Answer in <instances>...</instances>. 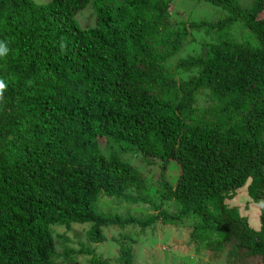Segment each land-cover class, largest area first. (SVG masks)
<instances>
[{
  "label": "trees",
  "instance_id": "obj_1",
  "mask_svg": "<svg viewBox=\"0 0 264 264\" xmlns=\"http://www.w3.org/2000/svg\"><path fill=\"white\" fill-rule=\"evenodd\" d=\"M190 1L226 15L176 22L175 0H0V264H82L59 254L56 227L88 225L92 244L117 228L137 244L127 229L158 222L191 224L197 254L235 243L264 264V0ZM195 33L201 51L170 68ZM137 160L157 168L156 188ZM248 182L259 231L227 205ZM106 198L155 214L112 213ZM122 243L115 259L78 254L134 264Z\"/></svg>",
  "mask_w": 264,
  "mask_h": 264
},
{
  "label": "rangeland",
  "instance_id": "obj_2",
  "mask_svg": "<svg viewBox=\"0 0 264 264\" xmlns=\"http://www.w3.org/2000/svg\"><path fill=\"white\" fill-rule=\"evenodd\" d=\"M39 3H45L47 0H36ZM254 0H239L241 6L249 8L253 5ZM175 10L172 14L173 20L180 21H216L223 18L226 12L221 8L213 6L205 2H194L190 0H175ZM91 11H87L80 15L79 21L82 26H92L94 17ZM239 32H236L238 37ZM206 40L202 34H193L185 42L183 51L169 62V67L174 68L180 58H185L189 54L199 53L202 48V43ZM177 78L187 79L188 75L178 73ZM201 105L205 103V98L200 99ZM131 160V159H130ZM135 166L140 168L146 167V174L151 180L149 183L156 188L158 185L152 179L157 173V168L153 166L148 167L141 163V160L132 161ZM178 170L173 167L169 170L168 176L172 183L177 179ZM153 182V183H151ZM250 182L245 187L238 190L232 200L227 201L230 208H238L240 214L248 219L249 225L256 231L261 229V215L262 206L253 201L247 192ZM150 198L160 206L161 199L154 190L149 192ZM164 204V203H163ZM101 207L112 213L119 215L130 214L139 219H146L155 213L152 212L147 205L130 206L122 202H116L112 199H104ZM167 209L175 212L176 208L173 203L167 204ZM85 229L88 225H79L71 227H56L58 240L61 245H58L59 254L63 253V249L68 248L75 252V257L80 260L82 264H88L91 257L81 256L78 252L82 248H87L94 251L95 254L102 259H115L119 256L120 245L123 242L122 236L124 231L117 228L104 229L106 241L100 244H92L88 241ZM192 225L185 224L179 226H168L161 222L155 223L145 231L140 227H129L126 234H129L132 239L137 240V244L131 241H125L122 244H127L133 247L134 250V264H261L257 258H249L244 252H240L236 248V244L232 243L225 248L222 253L204 252L197 254L194 247L191 245Z\"/></svg>",
  "mask_w": 264,
  "mask_h": 264
},
{
  "label": "clouds",
  "instance_id": "obj_3",
  "mask_svg": "<svg viewBox=\"0 0 264 264\" xmlns=\"http://www.w3.org/2000/svg\"><path fill=\"white\" fill-rule=\"evenodd\" d=\"M8 51V49L4 46V45H2V44H0V55H3L4 53H6ZM3 85H0V87H2ZM248 192V191H247Z\"/></svg>",
  "mask_w": 264,
  "mask_h": 264
}]
</instances>
